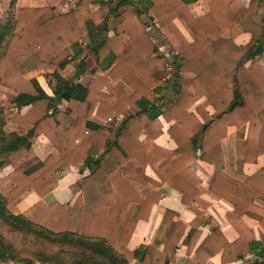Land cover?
<instances>
[{
	"label": "trees",
	"instance_id": "1",
	"mask_svg": "<svg viewBox=\"0 0 264 264\" xmlns=\"http://www.w3.org/2000/svg\"><path fill=\"white\" fill-rule=\"evenodd\" d=\"M59 1L46 0L41 7L19 4L15 25L6 23L0 31V173L13 167L0 187L14 184L7 193L0 191V225L40 248H19L0 232V262L177 264L183 241L185 264H208L218 253L223 264H264V244L243 219L252 214L255 194L249 188L264 167L246 181L214 171L210 191L234 206L227 219L239 237L229 241L217 225L201 242V227L212 217L210 203L202 198V179L191 168L197 159L223 160L221 143L229 126L237 128L238 156L254 162L264 152V66L257 59L264 52L262 0L248 6L242 0H205L201 16L192 11L198 0H78L76 9L57 14ZM92 5L99 8L94 11ZM144 12L158 20L175 55L158 53L159 44L141 20ZM236 26L250 33L246 44L234 40ZM86 35V48L108 73L98 74L83 57L64 76L63 70L83 53L79 42ZM35 70L52 71L53 95L37 78L26 77ZM171 72L173 84L167 77ZM82 76L89 80L83 83ZM171 86L177 97L162 111L159 93ZM191 87L206 99L195 107L204 122L190 111L196 103ZM4 92L10 94L8 103ZM161 115L175 120L168 129L177 144L173 149L156 143L164 133ZM7 123L26 131L10 135ZM39 133L60 157L40 159L34 149ZM64 166L89 170L78 180L84 196L80 208L45 200L58 187L56 173ZM148 166L158 179L146 173ZM31 188L40 199L14 214L8 205ZM172 189L181 194L182 204L202 212L186 224L166 209L152 242L131 249L139 223L150 220L154 206Z\"/></svg>",
	"mask_w": 264,
	"mask_h": 264
},
{
	"label": "crops",
	"instance_id": "2",
	"mask_svg": "<svg viewBox=\"0 0 264 264\" xmlns=\"http://www.w3.org/2000/svg\"><path fill=\"white\" fill-rule=\"evenodd\" d=\"M76 0H61L56 4V13H65L71 10L72 6L76 3ZM108 1V0H106ZM245 5H249L251 0H242ZM19 4L28 3L34 7H41L46 5V0H18ZM264 4V0H262ZM95 7V6H94ZM99 8V5H96V8ZM207 10V4L205 0H198L192 6V11L194 14L201 16L205 14ZM141 20L147 23V31L148 33L155 39V41L159 44V54L171 56L175 55L177 50L167 40L165 34L162 33L160 29V25L156 18L151 17L148 12H144L141 16ZM178 27L182 30V32L189 38V34L184 26L181 24L179 20H175ZM231 33L234 37V40L237 44H246L250 38V33L245 32L240 26H236L231 30ZM88 41V39H86ZM162 42V43H161ZM83 55V54H82ZM79 56L78 62L81 58L85 57ZM95 56V55H94ZM81 57V58H80ZM87 59V58H86ZM260 62L264 66V52L257 57ZM75 61V60H74ZM252 61H248L246 65H249ZM76 63L71 62L68 64L67 68L72 64ZM77 64V63H76ZM102 65V63H101ZM66 68V69H67ZM64 71V70H63ZM171 71H175V65H171ZM167 76L170 79V82L173 84L176 80V76L173 73ZM52 73L51 70H35L29 73L26 77L28 79L37 78L40 84L44 87V89L48 92L45 87V84H49L48 75ZM97 73L100 75H106L108 70L98 67ZM63 74V73H62ZM64 75V74H63ZM65 76V75H64ZM53 80V77L50 76ZM89 80L88 76H82L81 81L83 83ZM54 84V83H53ZM121 85L127 90L130 91L131 87L125 82L121 81ZM127 86V87H126ZM50 87V86H49ZM191 93L194 95L196 103L190 111H194L196 116L202 121V117L196 112L195 107L201 103H203L206 99L205 97L199 96L193 87L190 88ZM51 94L50 92H48ZM53 95V94H51ZM177 97V93L173 86L169 88H165L162 92L159 93V99L161 104L162 111H166V109L174 102ZM66 104L65 108L63 105ZM61 109H66L67 102L64 101L59 105ZM28 107H25L21 110L22 113L26 112ZM17 110V108L12 109V111ZM210 114H213L215 109L212 106L207 108ZM164 124V133L156 139V143L162 147L173 149L177 146L174 139L168 132V129L171 125L174 124L175 120H166L163 115L160 116ZM5 131L10 135H15L18 132L26 131V129L20 125L14 123H7L4 126ZM236 126H229L227 131V136L222 140L221 148L223 153L222 161H215L213 163H208L201 159H197L191 164V168L195 171V173L202 179V186L205 188V193L202 195V198L210 203V207L208 209L212 218L208 220V222L201 227L203 234L200 238V242L206 237L211 229L217 225H219L224 232L226 238L229 241H234L239 237L238 232L232 226V224L227 219V212L234 209V206L225 201L224 199L217 196L215 193L210 191V184L212 181V177L214 171L219 169L230 176L236 178L240 181H246L255 175L259 170L264 167V152L260 156H258L257 160L254 162L245 161L242 157L238 156L236 149ZM35 143L34 149L40 159L45 160L47 156L53 154L57 157L61 156V153L54 147L52 142L42 133L35 134L34 136ZM13 167L11 165H7L3 171L0 173V179L7 176ZM89 173L88 169L80 170L73 166H64L60 171L56 173L58 177V187L48 194L45 197L47 202L59 201L61 203H68L74 208H80L84 205V198L82 195V191L79 187L78 180ZM146 173L158 179V176L153 171V169L148 166L146 168ZM252 187L249 188L251 193H254L255 196L253 198V208H251L252 214H245L243 216L245 224L254 230L256 238L264 244V228L262 218H264V174L255 178L252 181ZM14 187V184L11 181L5 182L1 187L0 191L5 194L9 190ZM40 199V196L35 192L33 188L26 191L23 195L18 197L12 203L8 205V208L14 214H21L24 210H26L29 206L34 204ZM166 209H172L177 212L176 219L183 223L189 224L199 213L202 212L201 208H197L194 206H185L181 202V194L175 190H168L161 201L154 206L152 209V213L149 221H141L130 241L129 247L131 249H136L142 245H146L154 239V236L159 228L160 222L164 215ZM264 222V219H263ZM190 230V226H188L187 232ZM230 235L233 237L230 238ZM194 256V254L192 255ZM187 259L186 254V246L183 241L180 243V248L177 251V264L179 261H182L185 264ZM240 262V261H239ZM239 262H234L231 264H238ZM208 264H223L221 262V254H216L213 258L208 261Z\"/></svg>",
	"mask_w": 264,
	"mask_h": 264
},
{
	"label": "rangeland",
	"instance_id": "3",
	"mask_svg": "<svg viewBox=\"0 0 264 264\" xmlns=\"http://www.w3.org/2000/svg\"><path fill=\"white\" fill-rule=\"evenodd\" d=\"M12 0H0V31H4L5 29V24L6 23H9L11 25V27L13 25H15V21H16V9L19 5V2H17L15 5H12ZM113 1H117V0H113ZM76 3L72 6L71 10L73 9H76L77 8V3H78V0L75 1ZM95 6V7H94ZM98 7L96 8V5H92V10H97ZM69 10V11H71ZM56 11V10H55ZM68 11V12H69ZM66 13V12H65ZM59 14H62V13H59ZM7 30V28H6ZM8 31V30H7ZM88 39V36L86 35L79 43H80V49L83 50V55L86 54L85 58L88 59V62L89 63H92L95 67H97V70H98V67L101 68V62L98 61L97 57L94 56L90 50L88 48H86V45H87V40ZM162 43V42H161ZM80 55V56H83V55ZM173 55H171L172 57ZM81 58V57H80ZM78 57L76 59H74L76 61V63L78 62ZM73 60V62H75ZM76 63L74 65V63H72L67 69H65L62 73L66 76V77H69L75 70V66H76ZM48 76V82H50V85L48 84H45V87L46 89L48 90V92H50L51 94H53V87H54V84H55V81L54 79L52 80L50 75L47 74ZM54 83V84H53ZM50 86V87H49ZM127 87V86H126ZM9 97H10V94L8 92H4V96H3V99L6 103L9 102ZM66 104L63 105V108H65ZM83 195V194H82ZM84 198V196H83ZM0 232H2L6 237H8L9 239H11V241L17 245L19 248H26L28 250H39V245L36 244L35 242H33L31 239H28V238H22V237H18L16 234L14 233H11L9 230H7V228L3 225H0ZM233 235L231 236L230 235V238H232ZM71 251H66L64 252L65 254H68L70 253ZM0 264H20L19 262H15V261H9V262H0ZM178 264H183L182 261H179Z\"/></svg>",
	"mask_w": 264,
	"mask_h": 264
}]
</instances>
